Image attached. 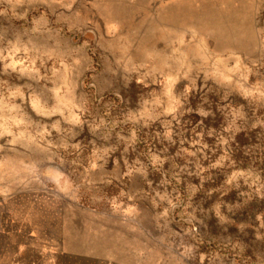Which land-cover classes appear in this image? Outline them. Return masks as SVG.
<instances>
[{
	"label": "rangeland",
	"instance_id": "374dc122",
	"mask_svg": "<svg viewBox=\"0 0 264 264\" xmlns=\"http://www.w3.org/2000/svg\"><path fill=\"white\" fill-rule=\"evenodd\" d=\"M0 264H264V0H0Z\"/></svg>",
	"mask_w": 264,
	"mask_h": 264
}]
</instances>
